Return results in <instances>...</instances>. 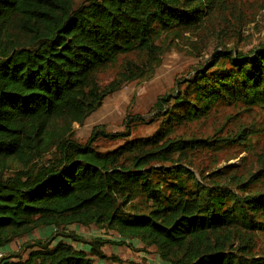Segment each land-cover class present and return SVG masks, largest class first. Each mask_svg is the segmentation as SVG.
<instances>
[{
    "label": "trees",
    "instance_id": "trees-1",
    "mask_svg": "<svg viewBox=\"0 0 264 264\" xmlns=\"http://www.w3.org/2000/svg\"><path fill=\"white\" fill-rule=\"evenodd\" d=\"M235 1L0 0V264H125L103 253L109 241L85 240L72 225L116 231V245L153 246L165 264H264V252H253L264 184H231L220 171L198 179L187 156L245 129L221 140L175 134L222 104L264 110V43L215 51L194 67L155 101L149 136L129 138L144 120L135 115L124 131L96 126L85 143L74 137L107 96L152 77L176 39ZM98 138L123 142L101 151ZM40 229L52 233L29 239Z\"/></svg>",
    "mask_w": 264,
    "mask_h": 264
},
{
    "label": "rangeland",
    "instance_id": "rangeland-1",
    "mask_svg": "<svg viewBox=\"0 0 264 264\" xmlns=\"http://www.w3.org/2000/svg\"><path fill=\"white\" fill-rule=\"evenodd\" d=\"M262 43L264 0H236L229 10L213 13L210 26L197 32H186L176 39L164 54L152 77L127 82L120 90L107 96L102 106L83 125L74 126L75 139L85 143L96 126H103L108 133L124 131L126 118L135 115L144 117V120L131 124L129 138L153 134L159 125L152 112L153 105L159 97L169 93L178 80L188 76L204 60H209L215 51L236 49L248 52ZM116 71V67H111L101 72L100 83L107 84L114 78ZM239 129L246 131L239 140L221 141L209 148L187 153L190 167L198 179L203 175L213 176V173L220 171L224 173L226 181L232 178L231 184L238 180L247 181L251 176L252 181L259 180L257 185L264 184V110L256 107L248 109L242 104H222L215 107L206 118L176 127L175 134L203 138L208 136L213 140H221ZM122 142L98 138L95 144L99 150L109 151ZM253 184L250 183V187ZM68 231H73L85 240L102 238L109 241L102 248L103 253L108 257H117L125 261V264H165L159 259L153 246H144L137 240L116 245L122 240L116 231L79 225L68 227ZM51 233L52 230L40 229L29 239L45 238ZM73 245L89 251L86 244ZM253 252H264V232L256 233ZM21 253L24 255V252ZM92 258L95 264H114L109 259Z\"/></svg>",
    "mask_w": 264,
    "mask_h": 264
},
{
    "label": "crops",
    "instance_id": "crops-1",
    "mask_svg": "<svg viewBox=\"0 0 264 264\" xmlns=\"http://www.w3.org/2000/svg\"><path fill=\"white\" fill-rule=\"evenodd\" d=\"M16 249H17V244L12 243L11 245L5 247L3 251L12 252V251H15Z\"/></svg>",
    "mask_w": 264,
    "mask_h": 264
},
{
    "label": "built area",
    "instance_id": "built-area-1",
    "mask_svg": "<svg viewBox=\"0 0 264 264\" xmlns=\"http://www.w3.org/2000/svg\"><path fill=\"white\" fill-rule=\"evenodd\" d=\"M3 257V252L0 250V259Z\"/></svg>",
    "mask_w": 264,
    "mask_h": 264
}]
</instances>
